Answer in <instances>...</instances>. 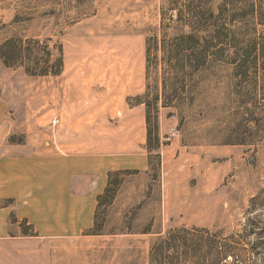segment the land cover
<instances>
[{
    "label": "rangeland",
    "instance_id": "374dc122",
    "mask_svg": "<svg viewBox=\"0 0 264 264\" xmlns=\"http://www.w3.org/2000/svg\"><path fill=\"white\" fill-rule=\"evenodd\" d=\"M131 1L0 0V135L121 159L80 264H264V0Z\"/></svg>",
    "mask_w": 264,
    "mask_h": 264
},
{
    "label": "crops",
    "instance_id": "0c3cea01",
    "mask_svg": "<svg viewBox=\"0 0 264 264\" xmlns=\"http://www.w3.org/2000/svg\"><path fill=\"white\" fill-rule=\"evenodd\" d=\"M126 55L121 53L119 60L126 62ZM133 76L130 70L129 78ZM0 137V248L4 251L9 243L29 238L47 240L54 245L53 260L37 263L31 259V264H80V254L66 250L67 244L87 238L108 172L121 167V159L103 151L58 149L75 147L69 141L46 145ZM28 255L33 253L18 251L16 264H30L25 261Z\"/></svg>",
    "mask_w": 264,
    "mask_h": 264
},
{
    "label": "trees",
    "instance_id": "16d2710c",
    "mask_svg": "<svg viewBox=\"0 0 264 264\" xmlns=\"http://www.w3.org/2000/svg\"><path fill=\"white\" fill-rule=\"evenodd\" d=\"M208 56H209L208 51H205V52H201V53L197 52V53H193V54L192 53H187L184 58L188 62H191V61L195 62L196 63V67H198L201 64V62L207 60ZM107 187H108V184L105 187L104 192L107 190ZM100 196H99V198H100Z\"/></svg>",
    "mask_w": 264,
    "mask_h": 264
},
{
    "label": "built area",
    "instance_id": "2783aa9c",
    "mask_svg": "<svg viewBox=\"0 0 264 264\" xmlns=\"http://www.w3.org/2000/svg\"><path fill=\"white\" fill-rule=\"evenodd\" d=\"M53 121H56V118H54Z\"/></svg>",
    "mask_w": 264,
    "mask_h": 264
}]
</instances>
